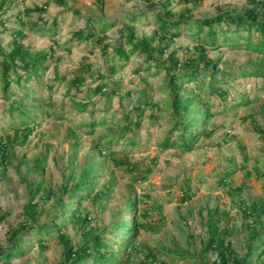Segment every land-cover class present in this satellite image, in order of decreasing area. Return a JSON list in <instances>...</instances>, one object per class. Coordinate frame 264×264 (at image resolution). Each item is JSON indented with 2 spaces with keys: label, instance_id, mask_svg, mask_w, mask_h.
<instances>
[{
  "label": "rangeland",
  "instance_id": "374dc122",
  "mask_svg": "<svg viewBox=\"0 0 264 264\" xmlns=\"http://www.w3.org/2000/svg\"><path fill=\"white\" fill-rule=\"evenodd\" d=\"M247 1L200 0L199 4L193 5L182 0H0V18L5 20L4 26L0 23V46L8 50L11 31L20 27V14L25 21V37L20 38V43L32 53L49 51L50 54L36 76L18 85L10 83L13 94L26 92L35 99H26L33 112L23 118L29 122L27 126L31 132L11 147L12 162L5 169V175L0 177V209L9 212L0 220V244H6L7 228L17 225L23 218V205L29 196L28 184L34 180L41 182L43 189L32 197V202L38 204V222L43 223L55 216V199L61 194L58 185L67 183L70 186L80 175L88 173L94 182L93 188L89 189L91 195H87L86 189L78 191L84 196L79 209L83 214L88 213L90 230H112L113 222L130 221L134 217L144 225L132 238L135 248L131 256L126 257L123 246L122 252L113 254L120 264H160L161 260L164 264H213L217 254L201 253L200 250L206 237L207 205L210 208L218 206L231 216L229 223L222 222L221 225L232 229L227 240L242 256L246 245L253 241L248 238L247 228L243 225L239 201L245 205L256 200L264 203V175L261 173L264 170V65L259 67L260 75L243 73L255 68V62L262 55L248 48L222 44L208 49L217 68L225 72L215 77L226 74L222 85L227 88L228 95L224 99L209 95L212 106L202 108L208 118L204 121L203 117L197 116L196 125L201 129L200 125L205 122L204 130L212 129V134H200L192 149L187 150L181 146L180 130L172 128L173 119L164 104L167 96L165 70L156 74H153V67L144 70L147 65L153 66V62L146 61L137 51L125 62L113 57L112 52L119 40L124 41L118 30L125 26L133 27L135 38H150L156 47L159 27L155 15L161 7L176 14L190 8L191 17L197 18L214 14L218 6L241 10ZM36 6H44L46 10L39 14ZM88 17L92 21L103 17L110 22L105 28L104 42L72 38L74 32L85 28ZM53 20L57 27L49 31ZM30 21H36L38 25L31 29ZM180 30L179 36L164 41L168 47L162 52L163 58L172 49L177 50L180 61L197 51V39L190 36L183 25ZM103 44L107 46L106 55ZM125 48H128L127 44ZM113 62L117 67L115 73L110 74L107 66ZM86 64L90 65L94 79L91 80L87 73L80 86L81 92L73 87L66 93L67 81ZM18 72L23 77L27 75L23 70L18 69ZM97 73L103 74L104 78H97ZM56 76L65 80L56 79ZM12 77L10 71L9 78ZM101 80L109 84L118 82L122 92L131 91L128 101L126 98L121 100L116 94L108 99L91 93L90 88ZM1 85L0 75V135L12 134L11 122L18 125L19 119L11 117L10 114L15 112H9ZM108 90L109 87L105 89ZM200 95L206 97L207 89H202ZM12 96L9 94V98ZM144 98L160 107L144 106L138 116L134 108L137 101ZM84 104H87L85 109L82 108ZM126 112L131 122L139 120V125L131 123L132 131L121 133L119 129L123 122L120 121ZM91 120L97 125L90 131L88 122ZM25 126L22 123L20 129ZM100 134L106 137L100 139L99 148L106 138L111 142L103 148L102 155L94 147ZM167 137L170 145L164 146ZM109 151L115 152L117 158L127 153L133 171L114 162L106 155ZM243 161L244 167H241ZM36 164L43 166V172L36 169ZM227 169H232L233 173L225 179L226 184L221 183L220 178L228 174ZM141 173L145 178L138 177ZM240 184H243L242 190L231 189ZM187 186L191 196L182 203V193ZM47 188L56 192L55 198L41 197ZM101 188L105 192L98 198L94 194ZM62 196L66 199L63 207L76 205L78 198H68L66 193ZM71 218V212H66L65 221L62 217L56 221L62 225L70 243L75 245L83 238L78 224L71 222ZM102 234L118 243L130 238L120 230ZM114 236L119 238H112ZM107 243L111 244V241ZM47 244V248L41 250L33 241L23 256L13 258L9 264H56L62 250L57 236L54 234ZM149 250L152 257L144 261ZM183 254L185 257L180 258ZM152 258H156L157 263ZM252 264H264V253L261 260Z\"/></svg>",
  "mask_w": 264,
  "mask_h": 264
},
{
  "label": "trees",
  "instance_id": "16d2710c",
  "mask_svg": "<svg viewBox=\"0 0 264 264\" xmlns=\"http://www.w3.org/2000/svg\"><path fill=\"white\" fill-rule=\"evenodd\" d=\"M4 1V0H3ZM101 2V0H99ZM184 3H192L193 5L199 4L200 0H182ZM2 5V4H0ZM1 7V6H0ZM38 13H42L46 10L43 7H35ZM190 8H185L184 12L179 14L173 13L171 10L161 7V11L157 12L156 19L158 21V38L159 44L157 46L152 45V40L150 38H135L133 27L125 26L123 29L118 30L124 41L119 40L118 44L114 47L112 55L117 58V60H123L124 62L128 60L130 55L137 51L138 53L145 56L146 61L153 62V66L147 65L144 70L150 68H155L153 74L165 70V86L167 96L164 99V104L168 107L171 118L173 119V129L180 130L181 146H184L187 150H191L194 144L197 142V138L200 134L209 136L212 134L211 130H204V123L201 129L196 125V117L208 118L206 113H202V108L209 109L212 106L210 102L209 95H215L222 99L226 98L228 95V90L222 84V79L226 74L216 78L215 76L220 72L217 68V63L214 59L209 56L208 49L210 47H218L219 45H226L228 47H238V48H248L260 53L262 56L259 61L255 62V68H249L248 72L243 75H260L259 67L264 65V0H248L247 5L241 10L222 8L218 6L214 14H209L202 17L193 18L190 15ZM28 14V13H26ZM18 14V23L20 27L14 28L11 31V41L8 44V50H4L0 46V55L2 60L1 65V90L3 91L5 99L9 103V112H15L10 114L11 117L18 118L19 124L12 121L13 133L9 132L0 135V177L5 175V169L11 164L13 155L11 147L18 141H22L27 138L31 129L28 128V121L23 118H28L29 114L33 110H29L26 99L29 98L33 101L35 97L28 96L26 92L18 95L16 92L13 94L10 87V83L14 82L17 85L23 81L27 82L30 77L36 76L39 72L37 70L44 67V62L48 58L49 51L31 52L28 48L24 47L20 43V38L25 37L23 32V27L25 26V21L20 18ZM136 15V14H134ZM133 15V17H134ZM95 22L98 24L95 25ZM0 23L4 26L5 20L0 18ZM30 27L33 28L38 25L36 21H30ZM110 22L103 17H97L95 21L91 20V17L87 18L86 26L84 29L78 30L72 34V38L77 41L80 40H90L96 39L98 42H104L106 37L105 28L109 26ZM183 25L188 31L190 36L197 39L198 43L196 45V52H193L191 56H186L183 61H180L177 50L172 49L167 57H162L163 50L167 49V43H164L167 39L169 41L172 38H176L180 34V26ZM39 27V26H38ZM57 27L55 20L48 27L49 31ZM4 29V28H3ZM56 43V41H54ZM128 48H125V45ZM102 50L104 54L107 53V46L102 45ZM52 51V48H50ZM188 51V50H187ZM201 66V68H200ZM117 64L115 62L107 66L108 72L110 74L115 73ZM18 69L26 72V77H23ZM13 74L12 78H9V72ZM90 65L86 64L81 66L76 75L67 81L66 93H68L73 87L75 91H82L81 85L84 84L86 79V74L89 73L91 80L94 78L90 74ZM97 78H104L101 73L96 74ZM93 78V79H92ZM206 78L207 81L205 80ZM56 79L65 80L63 77L56 76ZM145 81V80H143ZM109 90L105 91L107 88ZM51 88V86H49ZM207 89L208 95L201 98L200 91L202 89ZM93 94H101L105 98H110L111 95L116 94L123 100L124 98L129 99L131 91L122 92L118 85V82L112 81L108 83L105 80H101L94 88L89 90ZM85 92V91H84ZM86 93V92H85ZM145 92H142L144 95ZM9 94L13 95L12 99L9 98ZM141 94V95H142ZM16 95V96H15ZM142 95V96H143ZM148 98V96H147ZM41 99V98H40ZM140 99V98H139ZM40 104V103H38ZM42 105V104H41ZM87 104H84L82 108H86ZM143 106V107H142ZM144 106H153L159 109L157 103H152L150 100L145 99L143 101L138 100L135 110L140 116L144 110ZM105 122V119L102 120ZM101 122V123H102ZM122 127L119 132L132 131L131 123L136 126L139 125V120L131 122V119L126 112L123 119ZM16 123V124H15ZM23 123L26 126L20 129V125ZM90 126V131L93 129L97 122L91 120L88 122ZM199 126V127H200ZM197 129L195 130L194 129ZM200 129V130H198ZM230 137V135H228ZM104 135H99L97 139L98 142L95 143V149L98 150V154H103V148L108 147L107 143L110 144V139H105L103 141V146L101 144ZM176 140L172 141L171 144L175 143ZM133 143V141H132ZM164 146L170 145L168 137L165 139ZM116 154L113 151H109L106 155L113 158V161L127 166L129 171H133V165L129 162L127 153H124L122 158L114 157ZM38 160V159H37ZM244 167V161L241 164ZM36 169L41 173L43 172V166L36 164ZM38 171V173H39ZM228 174L220 178V182H225V179L233 173L232 169H227ZM264 175V170L261 172ZM256 174L259 175V171L256 170ZM139 178H145V175L141 173ZM88 173H83L77 180L68 186L67 183L58 185L61 190V194L56 196L55 208L53 209L55 216L50 221L40 223L38 222V205L32 202V197L43 189L41 187V182L37 181L28 184L27 193L28 201L23 205V218L22 220L14 226L7 228L6 244H0V264H9L13 258L23 256L28 248L31 247L32 242H36L37 246L41 250H45L48 246L47 242L50 240L54 234L57 236V243L62 248L60 253V258L56 264H120L114 253L122 252L121 247L123 246V253L126 254L128 258L134 251L135 244L133 243V236L139 231L140 227L144 226L139 222L136 217L132 218L130 221L125 219L117 220L113 222L112 230H105L102 228L99 231H92L88 228L89 217L88 213H81L80 204L84 196L79 194L81 189L87 190V195H91L89 189L93 188L94 182ZM231 187V186H230ZM243 188V184L240 186L233 187L234 191H240ZM79 190V191H78ZM105 189L101 188L97 190L94 194L96 197H102ZM55 191L52 188H47L41 197L45 199L55 198ZM68 198H78L76 205L73 207H63L66 204V199ZM191 194L189 192V187L187 186L185 191L182 193L181 202L188 200ZM44 200V199H43ZM240 208L242 210L244 218V226L248 231V238L253 243H248L246 245L245 252L242 256L239 255L232 247V244L227 237L231 235L232 229L226 228L221 225L222 222L229 223L230 217L228 212L224 209L215 207H207V224H206V237L204 238L203 246L201 247V253H216L217 257L214 259L213 264H252L253 261H259L264 253V203L262 201L256 200L249 205H245L243 201H239ZM66 212H71L72 220L71 222H76L80 228L82 240L77 244L72 245L68 239V235L62 231V225H59L56 219L62 217L65 221ZM9 212H1L0 209V220L8 216ZM145 215V212L142 213ZM116 230L125 232L130 236L129 239L118 243L117 240L110 239L108 236L103 235V232L112 233ZM119 238L114 236L112 238ZM111 244H108V241ZM150 253V254H149ZM145 255L147 257L144 261L151 256L152 252ZM174 254V253H173ZM177 253H175L176 255ZM181 255V254H180ZM152 257V256H151ZM180 257V256H178ZM185 254L180 258H184ZM156 258H152L155 260ZM160 264H164L161 260ZM154 263H157L155 260Z\"/></svg>",
  "mask_w": 264,
  "mask_h": 264
}]
</instances>
